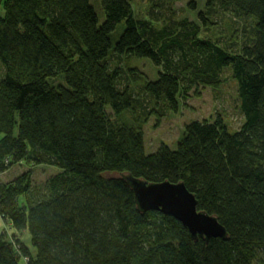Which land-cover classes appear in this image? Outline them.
<instances>
[{"label": "trees", "instance_id": "16d2710c", "mask_svg": "<svg viewBox=\"0 0 264 264\" xmlns=\"http://www.w3.org/2000/svg\"><path fill=\"white\" fill-rule=\"evenodd\" d=\"M225 72L240 126L219 111L148 150V118ZM22 161L57 171L9 214L33 176L0 179V264H264V0H0V174ZM123 173L184 182L227 237L139 210Z\"/></svg>", "mask_w": 264, "mask_h": 264}, {"label": "rangeland", "instance_id": "374dc122", "mask_svg": "<svg viewBox=\"0 0 264 264\" xmlns=\"http://www.w3.org/2000/svg\"><path fill=\"white\" fill-rule=\"evenodd\" d=\"M136 13L145 15L149 9V0H132ZM184 4L178 2L177 5ZM100 11V9H99ZM191 18L194 16L193 12H186ZM101 19H103L102 13ZM221 28L227 31V25L230 21L229 17L222 18ZM229 19V20H228ZM248 18L243 21V25L249 23ZM239 23V22H238ZM240 25V24H239ZM132 68H139L143 74L154 76L157 73V68L151 64L149 60H131ZM145 74V75H146ZM147 76V75H146ZM225 80H223L220 88L201 87L200 92L192 94L186 101L180 103L177 111H169L166 115L158 117L152 115L144 124V133L146 138L147 149L152 150L158 147L161 143H167L174 147L179 138L184 132L185 125L193 119H212L216 113L221 111L225 119L231 127L237 128L243 120V116L239 112L236 99V82L232 78L230 72H225ZM136 90L139 88L136 86ZM17 131V127L15 128ZM56 167H49L43 165H33L22 161L20 164H15L9 171L0 174V179L9 180L15 178L16 175L30 171L32 174L33 185L31 189L13 200L5 204L7 214L14 209L26 207L32 201H35L46 194V180L55 172ZM57 171V168H56ZM3 177V178H2ZM5 223V222H4ZM9 227V221L6 220ZM10 233L12 229L9 228ZM26 232L17 231L16 234H11L10 238L15 239L21 237L26 240Z\"/></svg>", "mask_w": 264, "mask_h": 264}, {"label": "water", "instance_id": "95a60500", "mask_svg": "<svg viewBox=\"0 0 264 264\" xmlns=\"http://www.w3.org/2000/svg\"><path fill=\"white\" fill-rule=\"evenodd\" d=\"M134 192L136 204L141 211L161 210L180 220L197 238L227 237L226 227L218 217L198 209L196 195L184 182H148L131 174L121 175Z\"/></svg>", "mask_w": 264, "mask_h": 264}]
</instances>
